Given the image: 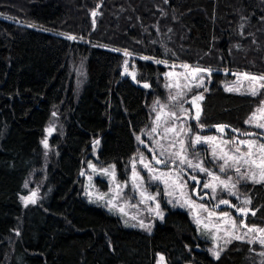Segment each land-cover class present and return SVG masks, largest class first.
<instances>
[{
    "label": "trees",
    "instance_id": "obj_1",
    "mask_svg": "<svg viewBox=\"0 0 264 264\" xmlns=\"http://www.w3.org/2000/svg\"><path fill=\"white\" fill-rule=\"evenodd\" d=\"M170 63L212 70L201 123L249 130L264 89L225 91L217 69L264 77V0H0V264H154L157 253L168 264L264 262L248 240L211 257L185 211L169 209L147 233L82 195L96 141L98 162L126 177ZM25 184L36 203L23 202ZM238 188L255 211L246 223L264 226V184Z\"/></svg>",
    "mask_w": 264,
    "mask_h": 264
},
{
    "label": "rangeland",
    "instance_id": "obj_2",
    "mask_svg": "<svg viewBox=\"0 0 264 264\" xmlns=\"http://www.w3.org/2000/svg\"><path fill=\"white\" fill-rule=\"evenodd\" d=\"M126 59L127 63L123 68L126 70V74L129 75L133 66L130 64L131 60L128 56ZM170 65L171 67L162 74L163 83L160 84V88L163 96L161 98H155L151 102L149 108L152 114L151 123L147 130L137 136L140 139H136L137 147L128 160L126 177L119 178L114 164L102 165L98 162L100 145L95 143L88 158L84 159L82 168L79 172L82 195L88 201L103 206L108 212L117 216L124 227L139 229L147 233H152L156 221H162L169 209L185 211L194 225L197 235L200 238L209 241V245H207L208 252L211 257L215 258L210 249L216 248L219 250L220 248H224L228 244L227 240L232 235H244V240L264 238V232H248V228L255 227L256 229H264V226L249 225L246 223V220L243 219V216L236 215L235 211L211 208L207 203L194 198L193 188L187 178L183 176L181 170L186 169L193 176H201L205 179L204 184L210 183L216 187V191L213 192L212 188H204L202 186V190L209 193L213 204L218 203L223 198L231 196L235 198L236 201L240 202L241 207H249V205H244L242 203L248 198L241 194L238 186L242 183H251L252 181L239 179V174L235 171V167L239 166L240 173H244L249 171V166L241 162L239 165H234L232 168H226L224 172H220V165L223 161L218 158L225 153L229 155L235 154L234 149L237 146L240 147V153L238 155H243L247 152L248 149L245 145L238 144V141L240 140H254L257 144H264V142L257 137H248L246 135L226 138L217 133L205 134V132H201L198 126L200 127L204 125L203 123L199 121V124H196L197 126L189 123L193 111L191 110V105L188 103H183V107L187 109L188 112L182 117V125L181 121H169L165 124L164 121L167 119L166 117L157 122L156 112L153 111L154 107L159 111V105L167 104L168 108L164 109V112L176 111L178 115H181L179 112V104H174L170 101L169 96L176 95L179 91H184L186 95L183 97V100L191 101L193 95L199 93L204 95L206 80L208 79L206 73H199L195 76L191 74L192 68L200 66L191 65L188 69H185L182 67L185 64L178 65V67L172 63H170ZM75 70L78 74L77 83L79 85L81 74L80 71H78V67H76ZM217 70L224 72L225 75L227 74L225 82L222 83L224 89L225 87H238L241 90L240 93H244L247 89L253 86L259 89V85L263 83V81L253 82L244 77L243 74L263 77L261 74L252 71L228 68ZM185 75L189 76V78L185 79ZM201 76L203 77L202 86L196 88L195 85L201 82ZM177 85H180V87L177 88ZM185 86L191 87L192 91L188 92L187 87ZM77 92L79 93L80 89H77ZM183 100L181 102H183ZM157 102H159V104H157ZM260 107L261 105L254 109L253 112L257 113L260 122H264V118H261L264 117V114L257 111ZM157 123L160 125L157 128V132L151 133L152 127H156ZM173 123H175L178 128L183 126L184 132L181 133L179 138L173 133H168L165 138L163 131L164 127H172ZM245 124L249 130L241 132L255 131L264 135V129L257 128L255 124ZM197 136L202 138L201 143H194ZM209 137L215 139H204ZM180 140H183L184 142L182 152L181 144L179 143ZM200 148L206 150L207 159L203 157ZM214 150L215 156L213 155ZM256 151L259 150L256 149ZM149 152L155 159L164 160L166 163H162L163 166L155 164L152 161ZM162 152L163 155H161ZM177 152H181V156L191 160L193 164L199 163L203 168L208 169L209 172L218 176L219 180H228V178L231 177L229 183H234L236 187L234 189L226 190L220 185L219 180H214L213 177L209 176L207 173L201 172L196 168H189L187 164L181 165L179 163V158L175 155ZM255 158L258 159L259 157ZM173 160H175L176 163H172ZM144 164H148L152 171L145 168ZM104 169L108 170L107 174L104 173ZM133 169L139 174L136 179H133ZM123 170L125 169L123 168ZM153 176H160L161 179H152ZM117 184L121 186V194L113 200V197L116 196ZM137 184H139V188L136 187ZM26 192L27 193L24 194V197H31L32 193L35 192L36 195L34 199L36 200V198H38L36 188L31 185L27 186ZM141 192L145 195L142 196ZM231 192H235L236 194L232 195ZM147 196H152L154 199L148 200L146 199ZM22 200L25 202L24 199ZM110 200L113 201L111 205L108 203ZM157 205H159L158 209ZM201 205L204 207L201 208ZM121 208H123V212L120 211ZM157 211H159L160 215L156 214ZM209 212L214 215L209 217ZM224 213H228V216L224 217ZM133 217H135V219H133ZM198 220L200 221L199 224L197 223ZM241 220L244 221L248 228L240 227L238 229H232L230 227L232 221H235V223L239 225ZM141 221L145 225H148L151 230L149 231L146 228L139 227L138 225ZM205 224L209 225L207 229L204 227ZM133 225L137 226L134 227ZM214 226H219L220 231H217ZM246 233L247 235H245ZM233 240L235 239H232L231 241ZM161 257H163V260H161ZM154 264H168L163 253H157Z\"/></svg>",
    "mask_w": 264,
    "mask_h": 264
},
{
    "label": "snow or ice",
    "instance_id": "obj_3",
    "mask_svg": "<svg viewBox=\"0 0 264 264\" xmlns=\"http://www.w3.org/2000/svg\"><path fill=\"white\" fill-rule=\"evenodd\" d=\"M96 13L94 12L93 15H95ZM29 27H32L33 25H28ZM68 39L70 40H75L77 39V37L75 36H71L68 35L67 36ZM125 55H129V53L127 51H125L124 53ZM147 59V58H145ZM157 63H164V61H157ZM182 67H184L185 69H188L190 66L185 64ZM211 69H205V68H200V67H196V68H192L191 70V74L193 76H195L196 74L199 73H208L209 75L211 74ZM244 77L246 79H249L250 81L256 82V81H264V77H255V76H248L247 74H243ZM189 76L185 75V79H188ZM200 83H197L195 85L196 88H200L202 86L203 83V77H200ZM144 87H149L148 84H144ZM180 85H177V88H179ZM187 87V86H185ZM260 89H264V83H261L259 85ZM187 91L191 92L192 88L191 87H187ZM204 91H207V89H204ZM225 91H235L240 93V88L238 87H225ZM259 93V89L256 87H250L249 89L246 90V92L241 93V94H249L252 96H256ZM186 95V93L184 91H179L177 92L176 95H170L169 96V100L172 101L174 104H179V112L181 113V115H178L176 111H168V112H164V109L168 108L167 104H162L159 105V111L156 110V108L154 107L153 111L156 112V121L159 122L160 120L164 119L165 117L167 119H165V124H167L169 121H181V125H182V117L184 114H186L188 112L187 109H185L183 107V103H189L192 107H195L198 109V105L196 104V102L198 100H202L203 99V94L201 93L200 95H193L191 98V101H187V100H183V97ZM183 100V102H181ZM157 104H159V102H157ZM258 112H261L262 114H264V101L261 102V107L258 108L257 110ZM53 115H55V113H53ZM199 111L196 112L195 116H193V119H196L197 121L199 120ZM264 118V117H261ZM245 123H249V124H255V126L257 128L260 129H264V122H260V119L257 117V113L253 112V114L248 118V120L245 121ZM159 123H157L156 127H152L151 129V133H156L157 132V128L159 127ZM218 128V130L220 132H223L225 130L226 125H219L216 126ZM52 129H49V132H51ZM164 134H165V138L167 136L168 133H173L177 138H179V136L181 135V133L184 132V128L183 126L181 127H177L175 125V123H173L172 127H164L163 129ZM232 131H238L236 129H233ZM244 135H253L251 133H244ZM137 139L139 140L140 138L137 137ZM205 140H213L215 138L209 137V138H204ZM142 142V141H141ZM202 142V138L197 136L195 138L194 143H201ZM42 143L44 144L45 147H47V140L45 139L44 141H42ZM96 143L98 144L99 141H96ZM179 143L181 144V152L183 151V140H180ZM239 145H245L247 147V152H245L243 155H238L240 153V147L237 146L234 149V153L232 155H229L227 153H225L223 156L219 157L218 159H221L223 161V163L220 165V171L224 172L226 168H232L234 165H239L241 162L245 165L249 166V171H246L244 173H240V167L237 166L235 167V171L236 173L239 174V179L242 180H250L253 183L256 184H264V144H257L256 141L254 140H240L238 141ZM174 146V145H173ZM256 149H258L259 151H256ZM181 152H177L175 153V155L179 158V163L181 165L187 164V166L189 168H196L199 169V171L201 172H205L207 173L209 176H212L214 180H219L218 176H215L212 172H209L208 169L203 168L199 163L197 164H193L191 160H188L186 157L181 156ZM161 155H163V152L161 153ZM213 155L215 156V150L213 152ZM255 157H259L258 159ZM157 163H166V161L164 160H159L157 159L156 161ZM172 163H176L175 160L172 161ZM145 168H148L149 171H152V169L149 167L148 164H144ZM105 174L108 173L107 169L103 170ZM139 176V174L137 172H135V169H133V179H136ZM152 179L155 180H159L161 179L160 176H153ZM191 179L195 180L196 177L193 176L191 177ZM229 181H231V177L228 178V180H219L220 185L226 189V190H230V189H234L236 187V185L230 184ZM25 187H27V184H25ZM117 192H116V196L113 197V200H115L120 194H121V186L119 184H117ZM137 188H139V184L136 185ZM204 188H212V191L215 192L216 191V187L213 184L210 183H205L203 185ZM232 195H235V192H231ZM36 193L33 192L31 197H23L22 199L25 200L26 203H36V200L34 199ZM141 195L144 196L145 194L143 192H141ZM103 198V197H101ZM146 199L148 200H152L154 199V197L152 196H147ZM143 202V201H142ZM108 203L111 205L113 203L112 200L108 201ZM221 204H229L230 201L228 200H221L220 201ZM244 205H249L251 203L250 199H245L242 202ZM201 208H203L204 206L201 205ZM232 207L236 208V211L241 213L242 215L246 216L249 214V212L251 211V209L247 208V207H236L235 205H232ZM159 208V205H157V209ZM121 212H123V208L120 209ZM157 215H160L159 211L156 212ZM252 215H255V211H251ZM209 217L213 216L214 214L209 212L208 213ZM224 217L228 216V213H224L223 214ZM133 219H135V217H133ZM197 223L199 224L200 221L198 220ZM134 227L137 225H133ZM139 227H143L146 228L147 230H151L149 228L148 225H145L142 221L140 222V224L138 225ZM204 227L207 229L209 227L208 224H205ZM216 227L217 231H220L219 226H214ZM230 227L232 229H238L240 227L243 228H248V226L244 223L243 220L240 221V224L237 225L235 223V221H232L230 224ZM255 231H261L264 232V229H256L255 227L252 228H248V232H255ZM247 235V233L245 234ZM232 239L235 240H244L245 236L244 235H232L230 236V238L227 240L228 243L231 242ZM248 243H259L261 246H264V238H260V239H249L247 241ZM210 251L212 252L213 256L216 259H219L221 252L224 251L223 248H220L219 250H217L216 248L210 249ZM261 256H264V252L260 253ZM161 260H163V257H161ZM262 264H264V262H262Z\"/></svg>",
    "mask_w": 264,
    "mask_h": 264
},
{
    "label": "flooded vegetation",
    "instance_id": "obj_4",
    "mask_svg": "<svg viewBox=\"0 0 264 264\" xmlns=\"http://www.w3.org/2000/svg\"><path fill=\"white\" fill-rule=\"evenodd\" d=\"M200 116H199V120L198 121L196 119L191 118V120H190L189 123H191L193 125L199 124V121H200V118H201ZM192 117H193V112H192ZM219 125H226V126H229V127H226L223 132L216 131V126H219ZM198 128L200 129L201 132H205V134L217 133V134H221V135L225 136L226 138H231L233 136L244 135V133H251L253 135H246V136H248V137H257L259 139V135L262 134L260 132H255V131H249V132H241L239 130L238 131H232L234 128L232 126H230L229 124H226V123L215 124L213 127H207L206 125H202L200 127L198 126ZM200 150H201V153H202L203 157L205 159H207V152H206V150L203 149V148H200ZM149 154H150V157H152L151 158L152 161H154L155 158L153 157V155L150 152H149ZM116 170H117V168H116ZM117 173L119 174L118 170H117ZM181 173L183 174V176H185L187 178L188 182L192 186L194 198L200 199L201 201L207 203L208 206H210L211 208L232 210V211H235L236 215H238L237 214L238 212L236 211V208L232 207V205H235L236 207H241L240 206V202L236 201L235 198H233V197L230 196V197H227V198H223L222 199V200H228V201H230L229 204H221L220 203L221 200L218 203L213 204V202L210 199L209 193L206 192L205 190H202V186H203V184L205 182V179L203 177H201V176H195L196 179L193 180V179H191V177H193V175L190 174V172L188 170H186V169H182L181 170ZM202 195H205V199H202ZM247 208L251 209L250 205ZM241 215H238V216H241ZM248 215H246V216L242 215V216H243V218H245V217L247 218Z\"/></svg>",
    "mask_w": 264,
    "mask_h": 264
},
{
    "label": "water",
    "instance_id": "obj_5",
    "mask_svg": "<svg viewBox=\"0 0 264 264\" xmlns=\"http://www.w3.org/2000/svg\"><path fill=\"white\" fill-rule=\"evenodd\" d=\"M93 16V15H92ZM201 93H199V94H197V95H200ZM203 100V99H202ZM202 100H198L197 102H196V104L198 105V109L197 108H195V107H192L191 106V110L193 111V116H195V114H196V112L197 111H199V113H200V115H201V113H202V106H201V102H202ZM199 115V116H200ZM216 131H219L218 130V128L216 127ZM259 139L261 140V141H263L264 142V135H259ZM93 145V144H92ZM157 161V159H155L153 162L155 163V164H157V165H159V166H163V164L162 163H157L156 162ZM202 199H205V195H202ZM238 215H241V213H237ZM244 220H246V217L245 218H243Z\"/></svg>",
    "mask_w": 264,
    "mask_h": 264
}]
</instances>
